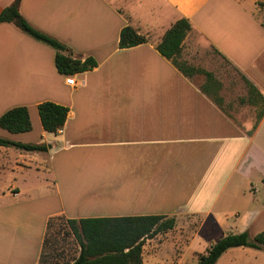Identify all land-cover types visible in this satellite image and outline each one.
<instances>
[{"label":"crops","instance_id":"obj_1","mask_svg":"<svg viewBox=\"0 0 264 264\" xmlns=\"http://www.w3.org/2000/svg\"><path fill=\"white\" fill-rule=\"evenodd\" d=\"M13 1L0 0V12ZM256 2L21 1L34 27L98 65L75 74L70 85L54 47L0 23V116L26 106L33 125L19 133L0 127V136L47 145L46 151L0 145V264H40L48 222L59 215L174 216L173 229L146 238L144 264H195L229 233L264 232L259 104L248 93L243 103L254 113L246 106L237 115L225 110L202 90L206 80L184 75L157 49L186 17L193 28L181 55L196 34L264 98V8ZM127 25L148 41L120 47ZM43 101L70 108L58 133L42 126ZM216 264H264V248L231 247Z\"/></svg>","mask_w":264,"mask_h":264},{"label":"trees","instance_id":"obj_2","mask_svg":"<svg viewBox=\"0 0 264 264\" xmlns=\"http://www.w3.org/2000/svg\"><path fill=\"white\" fill-rule=\"evenodd\" d=\"M22 0H14L0 12V23L12 22L18 28L32 37L43 41L56 49V66L59 72L75 75L94 69L98 63L92 57L81 58L75 56L68 46L54 36L34 27L21 13ZM192 23L186 17L178 19L164 34L158 43V51L172 61V63L186 76L192 77L197 73L206 76L202 90L214 96L219 81L214 74L203 68L195 67L187 61L181 60L183 42L192 30ZM148 41L146 35L141 34L132 25L121 30L120 47H133ZM214 93V94H213ZM250 100L258 105L257 118L264 114V98L251 85ZM254 95V96H253ZM221 105V104H220ZM38 111L43 128L50 133H58L65 125L70 108L52 101H43L38 105ZM0 127L12 133L32 130V120L26 106H17L7 110L0 116ZM0 145L14 146L26 151H46L45 143H23L0 136ZM60 220L59 228L50 237L51 228L55 220ZM176 218L168 215H136L116 217H89L81 219L65 218L63 215L50 218L44 240V248L40 264H49L51 254L46 249L57 243V235L63 230L65 235H73L79 243V252L65 264H144L143 246L146 238L173 229ZM249 246L257 249L264 248V232L251 237L247 232L229 233L213 243L206 253L198 255L195 264H216L220 256L229 248Z\"/></svg>","mask_w":264,"mask_h":264},{"label":"rangeland","instance_id":"obj_3","mask_svg":"<svg viewBox=\"0 0 264 264\" xmlns=\"http://www.w3.org/2000/svg\"><path fill=\"white\" fill-rule=\"evenodd\" d=\"M119 1V0H118ZM256 4L264 8V0H256ZM185 55H181V59L187 61L191 65L203 68L214 74L219 81V86L214 94L221 104V106L228 111H233L238 114L240 107L246 106L252 113L257 110L255 106L249 107L248 104L243 103L246 99L251 83L246 81L235 68H233L226 60H224L218 53L207 47L199 36L192 34L189 36L184 44ZM196 49V50H195ZM195 79L202 84L206 80L203 73H197ZM238 110V111H237ZM33 168V166H27ZM11 184V183H10ZM13 188V191H16ZM60 220H55L51 228L50 237L57 232ZM64 232V230H63ZM57 235V243L49 246L46 249L47 255H52L49 264H65L66 261L72 259L79 252V243L73 235H65L64 233Z\"/></svg>","mask_w":264,"mask_h":264},{"label":"built area","instance_id":"obj_4","mask_svg":"<svg viewBox=\"0 0 264 264\" xmlns=\"http://www.w3.org/2000/svg\"><path fill=\"white\" fill-rule=\"evenodd\" d=\"M66 82L70 85L76 86L77 81L75 75H67Z\"/></svg>","mask_w":264,"mask_h":264}]
</instances>
